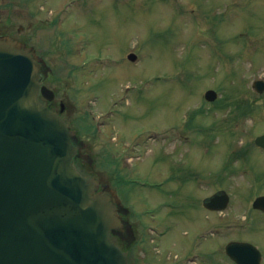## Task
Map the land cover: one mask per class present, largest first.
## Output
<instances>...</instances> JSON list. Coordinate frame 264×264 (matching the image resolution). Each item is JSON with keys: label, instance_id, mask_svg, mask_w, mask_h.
Wrapping results in <instances>:
<instances>
[{"label": "rangeland", "instance_id": "1", "mask_svg": "<svg viewBox=\"0 0 264 264\" xmlns=\"http://www.w3.org/2000/svg\"><path fill=\"white\" fill-rule=\"evenodd\" d=\"M68 1L74 3L63 21L57 24L59 16L52 17L54 31L34 28L36 9L53 13ZM7 2L0 0V34L18 39L31 33L37 51H47L46 63L55 73L46 86L55 93L57 109L64 104V119L94 159L82 172L116 190L131 211L132 227L139 220L153 223L145 214L149 210L155 224L172 227L166 238L150 244L157 245L156 253L132 244L130 264L131 256L141 264H164L165 254H185L194 233L212 222L233 228L199 241L207 253L216 239L217 245L194 264H232L223 248L235 239L256 244L264 254V213L251 207L264 195V151L254 144V137L264 133V91L256 94L251 88L254 81H264V0ZM129 53L136 55L135 62L127 60ZM95 54L107 60L94 62ZM83 61L89 68L82 69ZM127 85H133L128 103L110 122L101 120L105 134H99L86 109L103 113ZM209 89L218 94L214 102L204 100ZM164 130L165 140L139 143L145 132ZM132 143L136 149L121 157ZM177 168L185 180L167 183L169 173H180ZM221 189L230 197L223 212L209 215L198 208L184 214L183 203Z\"/></svg>", "mask_w": 264, "mask_h": 264}, {"label": "water", "instance_id": "2", "mask_svg": "<svg viewBox=\"0 0 264 264\" xmlns=\"http://www.w3.org/2000/svg\"><path fill=\"white\" fill-rule=\"evenodd\" d=\"M42 65L32 48L0 36V264H127L110 241L125 230L119 199L75 168L80 148L73 132L38 100L39 90L53 99L40 87ZM253 87L261 93L264 83ZM204 97L213 101L216 94L208 90ZM254 142L264 149V135ZM228 199L218 191L203 201L222 210ZM252 206L264 211V196ZM254 248L233 243L225 251L236 264H260Z\"/></svg>", "mask_w": 264, "mask_h": 264}, {"label": "flooded vegetation", "instance_id": "3", "mask_svg": "<svg viewBox=\"0 0 264 264\" xmlns=\"http://www.w3.org/2000/svg\"><path fill=\"white\" fill-rule=\"evenodd\" d=\"M7 3H9V0H8V2ZM36 19L38 20L37 21V23H38V26L37 27H35L34 26V28L35 29H39V30H41V31H44V32H46V33H49V32H51V31H54V26H53V24H54V22H53V20H52V17L53 16H55V15H57V16H59V19L57 20V24L58 23H60L61 21H63V12H62V10H60V9H58L57 8V10L55 11V12H50V11H46V10H41L40 8L39 9H36ZM40 16V17H39ZM28 18H30L29 20H30V22H29V20H28V23H27V25H29L32 21H31V19H33L32 18V16H30V17H28ZM42 18V19H41ZM40 24V25H39ZM43 25V27L44 28H41V26ZM19 31H21L22 30V28H19L18 29ZM28 38V39H27ZM27 38H20L21 40L20 41H22V42H24V43H27V44H30V45H32V46H34L33 44H31L30 43V39L31 38H33V35L30 33V35L27 37ZM34 48H35V46H34ZM35 51H36V53H37V55L38 56H40L45 62L47 61V59H48V57H47V51H41V52H39V51H37V49L35 48ZM60 54H58L57 53V56H59ZM62 57V56H61ZM50 72H49V70L48 69H45V68H43V70H42V72H41V80H42V82L44 83V80L47 78V76H48V74H52L51 75V77H53V74L55 73L54 72V70L53 69H51L50 68ZM49 107L52 109V110H54V111H56L57 113H60V115L63 117V115L67 112L66 111V108H65V106H64V109H63V111L62 112H60L61 111V103H59V105H58V109H57V106H55V103H54V101L53 102H50L49 103ZM117 113V112H116ZM115 112H112L111 114H110V117H113L114 116V114H116ZM124 115V113L121 115V117ZM64 118V117H63ZM69 125H71L70 124V122H68V121H66ZM84 148L86 149V146L84 145ZM82 153V152H81ZM86 158V155L84 154V153H82L81 154V156H80V158H77L76 160H75V162L77 163V164H79V165H81V166H83L84 165V162H83V160L82 159H85ZM90 163H91V161H90ZM170 177V178H169ZM177 178L178 177H176V176H173L172 178H171V175H169L168 176V178H167V183H169V180H172V181H176V182H178V180H177ZM179 179V178H178ZM165 185V184H164ZM169 191H167V192H165L166 193V195L167 196H170V193H168ZM172 194V193H171ZM211 194H213V193H211ZM210 194V195H211ZM182 199V198H181ZM203 200V198H198V199H190L189 201V203H183V205H181V206H185V207H187V209L188 210H186V211H184V214H186V212L187 211H189V212H196L197 211V209L198 208H200L201 210H203V211H206L207 213H209V215H213V214H215L216 215V213L217 212H215V211H209V210H207V209H205V208H203L202 207V201ZM165 206H167V210L169 211L170 210V204H166ZM183 210H184V207H183ZM181 218H182V216H181ZM193 220H196L195 218L193 219ZM210 222H211V220H210ZM137 225H136V227L133 229V232H134V236H132L131 237V239H133L132 240V244H133V248L134 247H140V246H142V245H145V246H147L148 247V238H149V234H150V231H149V229L147 228V225H143V224H141V223H136ZM169 224H164L163 225V227L164 226H168ZM205 225H206V223H205ZM204 225V226H205ZM156 226H158V224H156ZM203 226V227H204ZM217 226V223H211V224H209L208 226H206V228H217L216 227ZM170 226H168L167 228H169ZM205 228V227H204ZM202 231V229H200L199 231H197V233H194V238H193V243H191V244H193V246L191 245V247H190V249H189V251H187L185 254H183V255H168V256H166L167 254H165V258L167 259V261H164V264H184V262L186 261V258H187V256H189V255H191V254H193V252H196V253H199V255H201V257L203 256V255H209L210 253H211V251H214L215 249H216V240H215V243L213 242L212 244H213V247H212V250H209V252L207 253V251L206 250H204L203 251V249L202 248H200V245H199V242H197L198 240H197V237H198V233H200ZM136 232V233H135ZM168 233H169V231H165V233H163L162 235H161V237L162 236H164V237H167L168 236ZM214 235H216V234H214ZM148 236V237H147ZM216 238V237H215ZM213 239V238H212ZM160 241V240H159ZM232 241H246V240H244V239H240V240H237V239H235V240H232ZM227 243H229V242H226L225 243V245L227 244ZM148 251H149V253H150V249L148 248L147 249ZM137 251H138V253L141 251L140 249H137ZM136 253V251H134V254ZM132 257V260H133V264H141V263H138V260L134 257V256H131ZM163 264V263H162Z\"/></svg>", "mask_w": 264, "mask_h": 264}]
</instances>
